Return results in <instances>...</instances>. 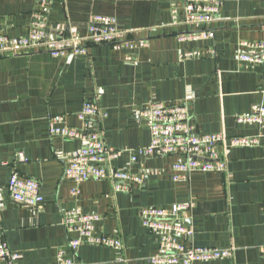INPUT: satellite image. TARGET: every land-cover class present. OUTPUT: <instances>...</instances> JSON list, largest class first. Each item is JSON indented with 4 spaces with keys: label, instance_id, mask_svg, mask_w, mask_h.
<instances>
[{
    "label": "crops",
    "instance_id": "0c3cea01",
    "mask_svg": "<svg viewBox=\"0 0 264 264\" xmlns=\"http://www.w3.org/2000/svg\"><path fill=\"white\" fill-rule=\"evenodd\" d=\"M181 0H53L47 36L85 35L95 14L112 16L119 27L147 41L134 61L106 44L90 45L86 54L53 57L46 51L0 56V243L19 253L15 264H59L62 250L73 264H155L158 235L140 218L144 206L187 202L194 206L185 223L186 242L232 249V255L193 264H264V128L239 122L253 104L264 105V62H240L241 41H264V0H220L212 38L184 39L191 29L171 16ZM37 0H0V29L25 36ZM197 51L199 55L185 56ZM97 96L107 115L96 122L107 145L133 149L151 135L139 111L149 103L184 102L198 133L259 137L257 145L221 148L222 172L192 171L172 178V155L131 162L124 152L111 162L143 178L128 192H112L107 179L76 184L63 175L64 159L82 145L79 139L49 136L50 115L81 129L78 112ZM21 153L26 160H18ZM38 180L44 203L34 209L14 201L10 175ZM79 188L78 195L71 189ZM99 213L96 232L119 239L121 246L82 243L73 251L62 223L65 209Z\"/></svg>",
    "mask_w": 264,
    "mask_h": 264
},
{
    "label": "built area",
    "instance_id": "2783aa9c",
    "mask_svg": "<svg viewBox=\"0 0 264 264\" xmlns=\"http://www.w3.org/2000/svg\"><path fill=\"white\" fill-rule=\"evenodd\" d=\"M53 0H37L35 10L25 36H9L0 29V56H11L35 51H46L57 57L67 53L86 54L90 45L106 44L115 50L124 51L126 62L134 61L132 51L147 44L137 37L133 30L119 27L112 16L95 14L89 20L85 35L78 33L59 35L53 39L47 36V18ZM221 7L220 0H181L171 4L174 22L188 26L191 30L178 35L180 40L212 38L211 23L217 18ZM236 54L240 62L258 65L264 62V41H241ZM197 51L187 52L185 56L199 55ZM140 117L146 122L151 139L147 145L133 149H116L106 144L96 122L107 113L98 103L97 96L83 101L78 112L82 122L81 129L63 125L61 115H50L49 136L63 139H79L82 145L64 159L63 175L79 184L89 179H107L112 192H128L135 184H142L143 178L125 169L112 166L111 162L124 152L131 162H138L154 155H172V178L176 181L188 178L192 171L222 172L226 161L221 148L228 146L250 147L257 145L259 137L248 135L227 136L223 132L198 133L191 122V115L184 102L165 103L156 101L142 107ZM239 122L259 123L264 128V105L253 104L250 113L239 116ZM18 160H26L18 153ZM5 163H0V166ZM10 197L17 203L30 208H40L43 196L38 180L22 177L17 173L10 175L7 183ZM79 188L71 189L78 195ZM194 206V197L184 203L167 206H144L140 209L142 225L158 235L157 251L148 258L155 264H193L196 261L220 259L232 255V249L188 244L186 239L192 229L185 223L187 214ZM101 219L99 213L84 212L80 207L65 209L62 223L67 233H76L69 238L67 246L73 251L82 243L119 247L121 242L110 235L96 232V223ZM264 254V246L261 247ZM63 251L58 252L59 264H73L65 259ZM19 253L11 251L5 242L0 243V264H15Z\"/></svg>",
    "mask_w": 264,
    "mask_h": 264
}]
</instances>
